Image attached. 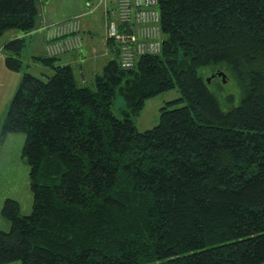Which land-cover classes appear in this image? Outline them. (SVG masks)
Returning <instances> with one entry per match:
<instances>
[{"label":"trees","instance_id":"1","mask_svg":"<svg viewBox=\"0 0 264 264\" xmlns=\"http://www.w3.org/2000/svg\"><path fill=\"white\" fill-rule=\"evenodd\" d=\"M40 5L0 0V39L32 33ZM159 10L162 49L133 68L107 36L112 60L81 85L46 39L37 61L52 74H23L0 142L26 135L33 211L5 201L0 264H264V0H159ZM27 42L3 48L10 70ZM205 68L236 81L238 106L222 107ZM172 89L180 99L141 132L146 100Z\"/></svg>","mask_w":264,"mask_h":264},{"label":"rangeland","instance_id":"2","mask_svg":"<svg viewBox=\"0 0 264 264\" xmlns=\"http://www.w3.org/2000/svg\"><path fill=\"white\" fill-rule=\"evenodd\" d=\"M59 6L64 5L65 0H60ZM74 1V0H72ZM76 1V0H75ZM56 0H51L47 8L52 7ZM41 3V0H40ZM77 3V1H76ZM105 5V4H104ZM102 6V8L104 7ZM44 7L40 5V20ZM40 22V21H39ZM53 23L44 24L41 29L38 27L33 31H43L45 40L47 39V28ZM8 30L3 37L9 35ZM25 35H23L24 37ZM20 37V38H23ZM26 38V37H24ZM28 45V43H27ZM24 46L20 59L23 60V66L20 70H10L5 65L4 53L0 56V132L3 121L5 120L9 107L14 99V96L19 88L21 79L24 73L31 72L36 76L47 79V75L42 74L41 63H35L31 58L29 48ZM40 64V66L36 65ZM203 74L206 79L211 78V88L218 93L222 107L228 110L234 106H238L241 102V94L236 81L230 77L225 79H217L214 77L220 72H212L208 68L203 69ZM49 74H52L49 73ZM181 93L178 89H172L161 94L150 97L146 100L145 105L139 116L135 117L134 121L141 132L151 130L160 123L161 108L167 102L180 99ZM231 97V98H229ZM185 103H178L171 109L182 107ZM126 109L124 99L119 96L115 100V113L121 117V110ZM1 139V137H0ZM26 141V135L22 132H14L4 137L0 142V232H8L11 230L10 222L4 219L2 208L8 198L17 200L20 203L22 214L29 215L33 211V193L30 185V166L23 158V149ZM9 264H22L20 261H15Z\"/></svg>","mask_w":264,"mask_h":264},{"label":"crops","instance_id":"3","mask_svg":"<svg viewBox=\"0 0 264 264\" xmlns=\"http://www.w3.org/2000/svg\"><path fill=\"white\" fill-rule=\"evenodd\" d=\"M51 0H41L42 11L39 27L44 24L53 23L64 20L73 16L82 17V34L85 41V49L83 53H68L57 59V65H69L72 67L74 74L81 85L93 83L98 75L103 74L106 65L113 58V51L107 39L105 27V15L111 11H115L117 0H65L62 6L60 0H56L52 7H48ZM105 4V5H104ZM104 7L102 8V6ZM110 11V12H109ZM7 37L0 39V56H2L5 45L14 39L23 37V33L19 31H10ZM28 39L31 58L35 63L37 57L46 55L45 51V35L43 31H35L29 35H25ZM5 61V58H4ZM5 63V62H4ZM6 65V64H5ZM40 66V64H36ZM44 73H49L51 69L42 67Z\"/></svg>","mask_w":264,"mask_h":264},{"label":"built area","instance_id":"4","mask_svg":"<svg viewBox=\"0 0 264 264\" xmlns=\"http://www.w3.org/2000/svg\"><path fill=\"white\" fill-rule=\"evenodd\" d=\"M112 15L114 19L107 22V36L119 43L125 69L133 68L139 56L161 51L159 0H117V9ZM80 30L81 16L50 25L47 28L48 55L60 56L81 50L84 41Z\"/></svg>","mask_w":264,"mask_h":264},{"label":"water","instance_id":"5","mask_svg":"<svg viewBox=\"0 0 264 264\" xmlns=\"http://www.w3.org/2000/svg\"><path fill=\"white\" fill-rule=\"evenodd\" d=\"M214 77L216 76V75H213ZM217 76H219V77H222L223 79H225L226 78V75H225V73H223V72H219L218 74H217ZM211 78H208L207 79V82H211Z\"/></svg>","mask_w":264,"mask_h":264},{"label":"flooded vegetation","instance_id":"6","mask_svg":"<svg viewBox=\"0 0 264 264\" xmlns=\"http://www.w3.org/2000/svg\"><path fill=\"white\" fill-rule=\"evenodd\" d=\"M214 75H216V73H214ZM216 78H217V79H222L221 77H218L217 75H216Z\"/></svg>","mask_w":264,"mask_h":264},{"label":"bare ground","instance_id":"7","mask_svg":"<svg viewBox=\"0 0 264 264\" xmlns=\"http://www.w3.org/2000/svg\"><path fill=\"white\" fill-rule=\"evenodd\" d=\"M124 68V67H123Z\"/></svg>","mask_w":264,"mask_h":264}]
</instances>
